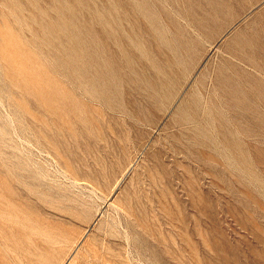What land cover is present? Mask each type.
<instances>
[{
    "label": "rangeland",
    "instance_id": "obj_1",
    "mask_svg": "<svg viewBox=\"0 0 264 264\" xmlns=\"http://www.w3.org/2000/svg\"><path fill=\"white\" fill-rule=\"evenodd\" d=\"M0 264H264V0H0Z\"/></svg>",
    "mask_w": 264,
    "mask_h": 264
},
{
    "label": "bare ground",
    "instance_id": "obj_2",
    "mask_svg": "<svg viewBox=\"0 0 264 264\" xmlns=\"http://www.w3.org/2000/svg\"><path fill=\"white\" fill-rule=\"evenodd\" d=\"M51 25H49V28H51L52 29V23H50ZM53 26H55V25H53ZM55 27H58L59 28V31H61L62 32V30L63 29H65V26L64 27H60V26H55ZM57 29V28H56Z\"/></svg>",
    "mask_w": 264,
    "mask_h": 264
}]
</instances>
